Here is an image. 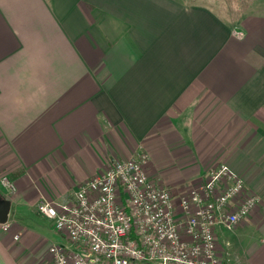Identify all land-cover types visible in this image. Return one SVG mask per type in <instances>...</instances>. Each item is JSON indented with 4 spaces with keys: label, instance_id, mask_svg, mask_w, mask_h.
<instances>
[{
    "label": "crops",
    "instance_id": "0c3cea01",
    "mask_svg": "<svg viewBox=\"0 0 264 264\" xmlns=\"http://www.w3.org/2000/svg\"><path fill=\"white\" fill-rule=\"evenodd\" d=\"M223 1L0 0V264H51L39 204L140 152L176 196L221 164L243 179L261 202L218 253L264 264V0Z\"/></svg>",
    "mask_w": 264,
    "mask_h": 264
},
{
    "label": "built area",
    "instance_id": "2783aa9c",
    "mask_svg": "<svg viewBox=\"0 0 264 264\" xmlns=\"http://www.w3.org/2000/svg\"><path fill=\"white\" fill-rule=\"evenodd\" d=\"M149 161L146 152L113 160L67 202L39 204V213L68 241L49 247L52 264H227L216 230L247 223L260 198L224 164L178 197L149 177ZM1 184L16 193L7 177ZM2 228L8 231L9 223Z\"/></svg>",
    "mask_w": 264,
    "mask_h": 264
},
{
    "label": "water",
    "instance_id": "95a60500",
    "mask_svg": "<svg viewBox=\"0 0 264 264\" xmlns=\"http://www.w3.org/2000/svg\"><path fill=\"white\" fill-rule=\"evenodd\" d=\"M11 211V202L7 199L0 198V224L8 223Z\"/></svg>",
    "mask_w": 264,
    "mask_h": 264
},
{
    "label": "rangeland",
    "instance_id": "374dc122",
    "mask_svg": "<svg viewBox=\"0 0 264 264\" xmlns=\"http://www.w3.org/2000/svg\"><path fill=\"white\" fill-rule=\"evenodd\" d=\"M249 1H251V0H235V1H228V0H226V1H223L224 3L223 4H226L227 6H229V5H231V6H233V7H235L236 8V10H235V12H237V11H239L240 9H244L245 8V3H246V5H248L250 2ZM261 1H263V0H261ZM241 12V11H240ZM198 185V184H197ZM192 186H196V185H192ZM191 186V187H192ZM188 188H190V187H188ZM187 188V189H188ZM3 189H4V187H3ZM5 190V189H4ZM6 191V190H5ZM183 193V192H182ZM181 193V194H182ZM180 194V195H181ZM10 196H11V193L9 194ZM180 195H178V197L180 196ZM62 243L64 244V245H67L68 244V241L66 240V239H62ZM49 249V248H48ZM52 264V263H51Z\"/></svg>",
    "mask_w": 264,
    "mask_h": 264
}]
</instances>
